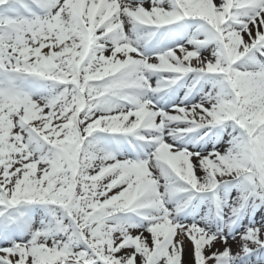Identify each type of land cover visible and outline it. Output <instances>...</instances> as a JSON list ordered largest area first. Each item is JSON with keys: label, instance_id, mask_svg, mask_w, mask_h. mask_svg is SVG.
I'll return each mask as SVG.
<instances>
[{"label": "snow or ice", "instance_id": "snow-or-ice-1", "mask_svg": "<svg viewBox=\"0 0 264 264\" xmlns=\"http://www.w3.org/2000/svg\"><path fill=\"white\" fill-rule=\"evenodd\" d=\"M0 264H264V0H0Z\"/></svg>", "mask_w": 264, "mask_h": 264}]
</instances>
